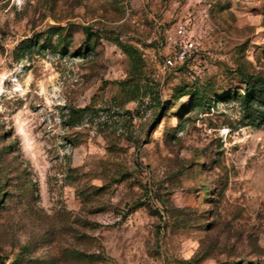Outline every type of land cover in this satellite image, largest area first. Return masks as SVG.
<instances>
[{"label": "rangeland", "instance_id": "rangeland-1", "mask_svg": "<svg viewBox=\"0 0 264 264\" xmlns=\"http://www.w3.org/2000/svg\"><path fill=\"white\" fill-rule=\"evenodd\" d=\"M259 78L264 0H0V264H264Z\"/></svg>", "mask_w": 264, "mask_h": 264}, {"label": "built area", "instance_id": "built-area-1", "mask_svg": "<svg viewBox=\"0 0 264 264\" xmlns=\"http://www.w3.org/2000/svg\"><path fill=\"white\" fill-rule=\"evenodd\" d=\"M166 42L168 53L164 56L160 65L162 72H168L177 65L184 63L200 46L198 39L181 25L177 26L172 32L167 33Z\"/></svg>", "mask_w": 264, "mask_h": 264}, {"label": "trees", "instance_id": "trees-1", "mask_svg": "<svg viewBox=\"0 0 264 264\" xmlns=\"http://www.w3.org/2000/svg\"><path fill=\"white\" fill-rule=\"evenodd\" d=\"M123 47H124V50L126 49V53L128 54V56H129L130 58L133 57V54H134V53L137 54L136 51H133V50L127 48L126 46H123ZM259 81H260V83H261V87L264 88L263 83H262V82H264V78H259ZM5 196H6V194L3 192V193L1 194V197H0V203L2 202V199H4Z\"/></svg>", "mask_w": 264, "mask_h": 264}]
</instances>
